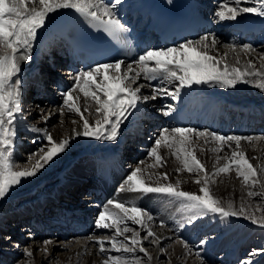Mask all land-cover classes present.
Segmentation results:
<instances>
[{
	"label": "bare ground",
	"instance_id": "1",
	"mask_svg": "<svg viewBox=\"0 0 264 264\" xmlns=\"http://www.w3.org/2000/svg\"><path fill=\"white\" fill-rule=\"evenodd\" d=\"M192 2L207 18L215 21L213 29L203 32L202 37L208 35L210 38L214 36L217 39L218 43L214 49L210 50V54L222 58L220 67L227 63L230 68L240 67L244 69L247 62L252 60L257 69L264 71V68H261V64H264V60L261 59V54H264V38H262V36L264 37V17H261L259 21L260 16L245 13L234 21H221L215 13L220 10V5L224 4L226 0H192ZM103 3L105 2L103 1ZM160 6L161 3L156 0H122V3L114 6L113 11L118 18H123L135 28L141 29L142 37H151L155 45L149 50H158L164 46L157 45V30L164 28L161 16L168 12L166 7L160 10ZM240 6L256 7L258 2L257 0H241ZM70 11L72 10H61L52 14L51 21L44 28L38 30L37 39L33 42L30 53L31 59L21 61L22 70L19 73L22 89L21 99L27 95L26 89L30 85L33 86V91L36 92L37 96L47 98L48 93L56 87L63 96L67 89L69 90L74 86V79L77 74L83 71L80 67L78 70L70 67L72 65L70 52L73 47L70 37L73 35L63 32L54 24L57 17ZM135 11L138 12L137 18H135ZM144 15H148V19H143ZM254 19L259 21L256 30L263 29V33L256 38L253 36L255 34L253 32L256 30H251L255 25ZM243 33L244 36H242ZM240 36L245 38L244 45H252V51H243V45L239 43ZM199 39L196 37L193 41ZM229 45L233 47H226ZM168 47L175 46L168 45L166 48ZM140 55L134 59L120 60H124L125 65L131 64L134 69H137L138 65L135 61ZM45 57L50 60V72L46 71V66H43L42 70L37 67ZM237 59L239 60L238 64ZM86 70L88 69L84 71ZM122 70H124V65H122ZM247 79L248 83L238 82L235 87H221L216 82L193 84L190 88L181 89L178 99L164 93H158L156 99L141 101L138 104L137 109L120 125L119 134L115 141L97 140L94 137L82 135L75 136L73 130H82V122L75 112H70L64 106V103L59 106L54 105L59 99L64 101V97L61 98V95L57 97L56 101L52 99H49V103L41 101V105H38L36 109L30 107L33 113L42 115L38 123L30 120L29 115L32 116L33 114L28 112L18 114L17 135L13 152L16 164L14 170L31 167V163H20V156L28 157L24 153H20L18 148L20 145L38 150L47 143L44 138L45 132H34L32 131L33 128L50 132L56 140L65 136L71 137L65 152L55 157L36 176L22 178L19 185L13 186L8 194L0 199V219L19 218L20 224L18 226H25L24 230H26L22 234V239L28 241L29 246L26 249H30L33 253L31 258L28 257L18 263L40 264L42 261H49L50 256L53 261L56 255L55 250L59 248L64 249L66 253L62 254L67 256V261L60 264H102L107 256L118 255L119 253L111 250L101 253L99 246L90 239L92 236L99 237L98 232H110V230L96 227V220L105 208L109 212L119 214V209L108 204L110 200L124 202L126 206H130L131 202L134 201L136 205L146 209L153 216V220L148 222V226L157 236L161 237V240L159 246L152 244L149 246L152 250L149 253L153 258L151 264H160L163 261L164 258L161 255L164 245V249L167 250L165 255L170 264H209L213 252L218 250L219 245L220 247L225 246V254L233 262V259H238L237 257L243 252H241V248L245 249V247L250 246L249 243L251 242L260 245L259 238L260 236L264 237V228L253 224L243 216L223 218L218 214L208 213L193 223H189L188 218L192 212L188 209H182L180 202L171 197L158 194L142 195L127 190L120 191L122 186L127 189L125 181L131 171L140 167L142 169L141 179L145 181V184L156 186L170 182L175 185L179 181V190L201 194L200 188L203 187L204 173L196 171L189 173L187 170L177 173L176 171V169L184 167L183 153H180L181 159L176 158V147L178 146L172 149L166 147L159 149L161 156L166 161L163 167L156 164L155 159L150 157V149L165 128H195L199 131L207 130L220 135L252 136L251 133L253 132L249 133L248 131L250 129L259 130V128L255 126L253 128L251 125L256 122H264V89L256 86L261 79L260 77H248ZM46 83L48 84L47 88ZM138 83L144 85L140 93L144 96H150L153 88H167L174 92L176 87L175 84H169L166 80L162 82L160 80H145L143 75H141ZM74 96L79 97L78 104L82 109L90 107L91 114H85L90 122L101 118L95 112L97 105L90 98L86 100L79 90L74 93ZM29 100V105H31L32 101ZM169 105L175 111H172L170 115H164V112L169 111ZM61 108H63V115L60 116L63 122L58 123L57 115L60 114ZM234 113L236 114L234 120H237V125L230 128L228 122ZM45 116L49 118L45 120ZM73 120H76L77 123L73 124ZM144 124H150V126L144 128ZM152 129L153 133L150 132ZM258 135V137H264V134ZM190 140L191 150L209 174L230 163L231 150L227 145L224 146L223 151L217 152L213 149L219 147V142L212 140L211 137L200 138L192 135ZM205 141L208 142L205 143ZM125 142H127L126 145ZM232 147L235 148L234 143ZM240 151H243L250 163L257 168L258 178L264 182V171H261L264 169V139L254 140L250 143L242 141ZM128 152L134 153L131 154V161L126 162ZM142 156L143 158H141ZM141 161L143 163H140ZM153 165L156 166L153 167ZM163 172L168 174L167 181L160 178L159 174ZM110 176H114V179H111ZM197 179L201 180L200 184L195 183ZM98 186L101 187V190ZM208 187L210 193L219 199L222 205L226 206L231 201L234 207L239 208L243 203L247 210L249 212L252 210L257 217L264 216V197H249L247 195L250 190L259 191V185L253 188L246 186L243 183V178L238 177L234 164L231 165L227 173H219L215 177H210ZM77 191L82 195L77 196L79 202L74 203L71 195L76 197ZM5 200L6 202H4ZM7 204L9 206H6ZM85 210H88L89 213L85 214ZM52 213L56 214V217L50 218ZM80 215H86V223L75 220ZM57 216L62 217L55 221ZM46 219L54 220L58 223L57 226L60 225L58 229L54 228L57 230L56 236L69 238V240L63 244L48 239H44L50 241L47 245L45 244L46 241L41 242L40 239L43 240L44 236L49 234L46 229L41 227L45 223L43 220ZM162 221L163 225L161 224ZM128 225L136 227L141 232H146L145 229L133 225L131 221H128ZM2 229L3 227L0 226V231ZM111 231L114 232V229ZM206 233H214V235H207V238L203 239L206 241L204 244L196 242L195 239ZM77 234L89 236L85 237L81 243L80 240L74 239V235ZM176 234L180 235L183 240H173ZM125 235L131 236L132 234L126 233ZM118 239H124V237H118ZM143 243L145 247L149 241L145 240ZM185 243L188 245L187 248L184 246ZM16 245L14 246L16 247ZM37 246L40 251H44L40 256V252L38 255H35L36 252H34ZM20 250L22 249L13 250V245L12 247L5 246L3 249L8 257L16 256ZM139 254L143 255V253ZM253 261L254 264H262L264 254L254 255Z\"/></svg>",
	"mask_w": 264,
	"mask_h": 264
},
{
	"label": "snow or ice",
	"instance_id": "2",
	"mask_svg": "<svg viewBox=\"0 0 264 264\" xmlns=\"http://www.w3.org/2000/svg\"><path fill=\"white\" fill-rule=\"evenodd\" d=\"M257 2L256 7H241V0H226L220 5V10L215 15L221 21H234L245 13L264 17V0H257ZM120 3L122 0H114L112 5L103 3V0H0V199L4 198L13 186L19 185L22 178L36 176L55 157L65 152L71 139L70 136H65L56 140L50 132L33 128L34 132H45L44 138L47 143L30 154L28 160L25 161V163H31L30 168L14 170L16 168L13 158L17 135L16 122L18 114L23 112L19 79V73L22 70L21 61L31 59L30 53L33 42L37 39L38 30L51 21L52 14L61 10H72L81 17L95 22L94 26L101 28L113 38L119 39L122 33L128 31L113 11L114 6ZM217 43L214 36L210 38L205 35L199 40H187L175 47L147 50L135 61L138 65L137 69H134L131 64L125 65L124 60L118 59L114 63H97L95 67L90 66L88 70L79 72L74 79V86L63 93L64 106L70 112H75L82 122V130L74 129V135L115 141L120 125L137 109L141 101L156 99L158 93L178 99L180 90L185 87L190 88L193 84L216 82L221 87H235L238 82L248 83V77H260L256 86L264 89V71L257 69L252 60L247 62L244 69L230 68L227 63L220 67L222 58L210 54V50L214 49ZM252 50V45H243V51ZM261 59L264 60V54H261ZM122 65H124V70H122ZM261 68H264V64H261ZM141 75L148 81L166 80L169 84H175V91H169L167 88H153L150 96L141 95V90L144 88L143 84L138 83ZM77 90L83 93L86 100L90 98L97 105L95 112L100 115V119L90 122L86 118L85 114L90 115L91 109L90 107L82 109L78 104L79 97L74 96ZM168 108L169 111L164 112V115H170L172 111H175L171 105ZM60 114L63 115V108L60 109ZM48 118V116L44 117L45 120ZM72 123L75 124L77 121L73 120ZM192 135L200 138L211 137L212 140L219 142V147L213 151H223L224 146L227 145L231 150L230 163L209 174L191 150L190 136ZM261 139L264 137L220 135L216 132L199 131L195 128H165L150 149V157L155 159L156 164L163 167L166 161L159 149L161 147L172 149L178 146L176 147V158L181 159L180 153H183L184 167L176 171L177 173L184 170L189 173L194 171L204 173L203 187L200 188L201 194L179 190V181L175 185L170 182L156 186L145 184V181L141 179L142 169L140 167L131 171L125 181L127 189L122 186L120 191L127 190L142 195L158 194L171 197L180 202L182 209L192 212L188 218L189 223L212 213L223 218L243 216L253 224L264 228V216L257 217L254 212H249L243 203L239 208L234 207L231 201L226 206L222 205L220 200L210 193L208 187L210 177H215L219 173H227L234 164L238 177L243 178L246 186L253 188L259 185V191L250 190L247 195L264 197V182L258 178L257 168L250 163L246 154L240 151L242 141L250 143ZM233 143L235 144L234 149ZM33 158H35L34 162ZM159 175L162 180L167 181L166 172ZM195 183L200 184L201 180L197 179ZM108 204L119 209V214L109 212L105 208L96 220V227L110 230V234L92 236L90 239L99 246L101 253L111 250L119 254L107 256L102 264H141L144 258L147 259L148 264H151L153 258L143 242L148 240L150 244L159 246L161 240V237L157 236L148 226L153 216L146 209L136 205L134 201L130 206H126L124 202L111 200ZM128 221L145 229L146 235L141 238V232L136 227H130ZM161 224L163 225V221ZM113 229L114 232L111 231ZM126 233H132V235L126 236ZM118 237H124V239H118ZM128 241L131 242V246ZM106 242L110 243L111 249L106 248ZM48 243L50 241L45 242L46 245ZM204 243L206 241L202 240L201 244ZM184 246L187 248V243ZM162 251L167 250L162 249ZM137 252L143 253V256L137 255ZM259 254H264V249L253 250L241 264H254L252 257ZM25 255L31 258L33 253L26 250Z\"/></svg>",
	"mask_w": 264,
	"mask_h": 264
},
{
	"label": "rangeland",
	"instance_id": "3",
	"mask_svg": "<svg viewBox=\"0 0 264 264\" xmlns=\"http://www.w3.org/2000/svg\"><path fill=\"white\" fill-rule=\"evenodd\" d=\"M201 37H202V35H201ZM243 42H244V40L243 41L241 40L239 43H243ZM242 45H244V44H242ZM47 60L48 59L45 57V58H43V61L38 64L37 67H38L39 70H42L43 69V66L44 67L46 66V68H45L46 71L47 72H50L49 69H50L51 63H49L50 60H48V61ZM45 85H46V88H47L48 84L46 83ZM58 90L59 89L56 87L54 90H51L50 93H48L49 96L47 98H44L43 96H37L36 92L33 91L32 85H30V87L28 89H26V94L27 95L21 99V106L23 108V112L24 113H27L28 112L29 114H33L32 116L29 115L30 120L33 121L34 123H38L41 120L42 115H40V113H33V111H32L31 108L32 107H35V109H36V107L38 105H41V101L42 102H46L47 101L48 103H49V99H52V100H55L56 101L57 100V97L60 96V95H61L60 97L62 98L63 96H62L61 92H59ZM66 91H68V89ZM56 94H57V96H56ZM28 98L31 99V101H32L31 105H29V102H28L29 99ZM56 103L54 105L55 106H59V105H61L63 103V101L59 99V100H57ZM60 115L61 114H58L57 115L58 116V118H57V122L58 123H62L63 122L62 121V117ZM232 125H234V124L232 123ZM149 126H150V124H148V125H145L144 124V128H148ZM255 127L259 128V130L258 129H253V130H249L248 131L249 133L253 132V133H251L253 137H258L259 136L258 134H264V130H262L264 128V122L263 123L262 122L257 123L255 125ZM150 132L153 133V130L150 131ZM131 145H135V144H131ZM25 147H24V145H20V147H18V148L20 149V153H24V155H27L28 157L30 156V154H32V153H34V152L37 151L36 148H25ZM128 153L129 154L126 155V162L131 161V159H130L131 158V154H133L134 152H128ZM20 157H21L20 163L21 162L22 163L24 162V164H25V161L28 160V157L27 158L24 157V156H20ZM141 158H143V156ZM80 195H82V194H80ZM77 196H79V194L77 192H76V197H74L73 195H71V198H72V200H74V203H78L79 202V200L77 199ZM4 202H6V200ZM6 206H9V205L7 204ZM103 206H104V204H103ZM250 212H252V210ZM88 213H89V211L88 210H85V214H88ZM50 215H51L50 218L51 217H56V214H53L52 213ZM85 216L84 215H80L77 218H75V220H77V221H79L81 223H86L87 221L85 220V218H87V217H85ZM57 217L58 218L55 219V221L60 220L62 216H57ZM40 219H42V218H40ZM43 221H45V223L43 224V228L46 229L47 232H49V234L46 235V236H44L45 238H43V240H41L40 238H36V239H40L41 242L42 241H46L44 239L51 240L52 242L54 241L55 243L58 241L57 242L58 244L60 242H61L60 244H63V243H65V241L69 240V238H64L62 236H58V235L56 236L55 235V232L57 230L54 229V228H57L58 229V227L60 226V225L57 226L58 225L57 222H54V220L51 221L49 219H46V220H43ZM19 224H20L19 223V218H16V217H9V218L7 217L6 219L5 218H1L0 219V226L3 227V229L0 231V264H4V263L5 264H19L18 263L19 261L25 260L26 258H28V256L25 255V252H26V250L30 251V249H26V247H28L29 244H28V241H25L24 239H22L23 238L22 237V234H24L25 231H26V230H24V227L25 226L24 227L23 226L20 227V226H18ZM130 227H134V226H130ZM109 234H110V232H108V231L98 232V236L109 235ZM127 234H130L131 235L132 233H127ZM145 235H146V232H141V237H144ZM207 235L213 236L214 233H211V234H207V233L206 234H201L197 239H195L196 242H201L203 239H206L207 238ZM74 236L73 237H74L75 240H78V241L80 240V242H81L83 239H85V237L87 238L89 235H87V234H77V235H74ZM149 239H151V238H149ZM178 239L179 240H183V238L180 235L176 234L175 239H173V240H178ZM240 239H239V241H240ZM259 240L261 242L260 245H257V244H254V242H251V243H249L250 246L245 247V249L244 248L243 249L241 248V252L242 251L243 252L241 253V255H239L237 257L238 259H236V258H235L236 260L233 259V262L225 254V250H226L225 246H221L220 247V245H219L218 246V250L217 251L215 250L213 252V256H211V259L209 260V264H241V262L243 261V259L244 258L247 259L249 257V255L253 252V250L264 249V247H263V244L264 243L262 244V242H264V237L263 236H260ZM40 241H39V243H41ZM191 242H194V240H191ZM223 242H225V241H223ZM128 243H129V246H131V242L128 241ZM12 245H13V250H15V249H18V250L19 249H22V250H20L21 252L19 251L18 253H16L17 254L16 256H14V257L13 256L12 257H8L6 255V253L3 251V249H5V246H7V247L8 246H11L12 247ZM14 245H16V247ZM149 246H150V243H147L145 245V247L147 248L148 252H152V250L149 248ZM164 247H165V245L163 246L162 249H164ZM106 248L107 249L108 248L111 249L110 243L106 242ZM244 250H246V251H244ZM34 252H36L35 255H38V253L40 252L39 253V256H40V254H43L44 253V251H40V248L38 246L34 249ZM13 253H15V252H13ZM62 253L65 254L66 251L64 249H61V248L56 249L55 250V254L56 255L54 256L53 261H52V258L50 256L49 257V259H50L49 261H42L40 264H60L63 261H67V256L64 255V254H62ZM162 253L163 254L161 256H163L164 259H163V261L160 264H170L169 261H168V258L165 255V252L162 251ZM137 255H140L141 256V254H139V253ZM195 256L196 257H199L197 255H195ZM253 258H254V256L252 257V259ZM147 262H148L147 259L144 258L141 261V264H147ZM262 264H264V261H262Z\"/></svg>",
	"mask_w": 264,
	"mask_h": 264
}]
</instances>
